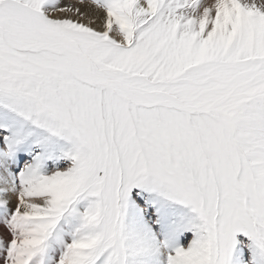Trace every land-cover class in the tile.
Listing matches in <instances>:
<instances>
[{"label":"snow or ice","instance_id":"obj_1","mask_svg":"<svg viewBox=\"0 0 264 264\" xmlns=\"http://www.w3.org/2000/svg\"><path fill=\"white\" fill-rule=\"evenodd\" d=\"M0 264H264V0H0Z\"/></svg>","mask_w":264,"mask_h":264}]
</instances>
